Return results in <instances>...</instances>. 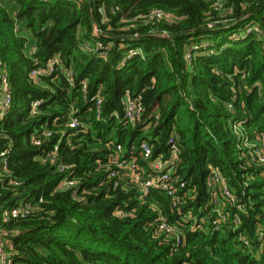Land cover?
Masks as SVG:
<instances>
[{
    "label": "trees",
    "instance_id": "trees-1",
    "mask_svg": "<svg viewBox=\"0 0 264 264\" xmlns=\"http://www.w3.org/2000/svg\"><path fill=\"white\" fill-rule=\"evenodd\" d=\"M13 1L16 12L0 0V59L13 98L0 150L12 146L9 171L20 184L0 182V210L27 199L38 211L5 225L15 233L12 264H264V167L252 162L246 136L233 128L241 122L251 139L264 135V0ZM154 9L174 21L133 20ZM251 26L257 30L248 34ZM193 47L199 49L188 61ZM131 50L138 55L121 65ZM55 57L74 86L62 70L40 82L30 78ZM127 94L141 96L145 108L135 124L124 120ZM97 95L104 99L100 120L91 102ZM35 100L43 101L42 114L29 118ZM72 114L90 128H70ZM44 125L54 135L36 147L32 136ZM172 138L180 151L174 176L185 182L178 208L160 189L144 198L129 177L109 179L100 169L108 144L144 166L142 141L155 158L169 152ZM57 144L58 163L72 166L81 200L59 189L64 174L39 161ZM212 169L236 197L235 206L221 199L225 222L211 204ZM189 214L205 220L202 230H192ZM160 218L183 231L180 241L160 231Z\"/></svg>",
    "mask_w": 264,
    "mask_h": 264
},
{
    "label": "built area",
    "instance_id": "built-area-1",
    "mask_svg": "<svg viewBox=\"0 0 264 264\" xmlns=\"http://www.w3.org/2000/svg\"><path fill=\"white\" fill-rule=\"evenodd\" d=\"M76 1L82 3L84 0ZM99 13L103 16L104 22H107V19L105 17V9L100 8ZM137 18L143 19L146 24H154L155 22H161L162 20H166L167 22L174 21L173 15L161 9H154L147 15L138 16L133 20ZM18 29L19 27L16 26L17 31ZM254 29L257 30L255 27L251 26L246 30L247 33L250 34ZM94 34L102 35V30H100V28L96 26ZM160 36L167 38L171 37L165 31L160 32ZM235 37L237 36L235 35ZM84 47L85 50L89 53L93 51L90 44H85ZM107 49L110 50V47ZM198 49L199 47H193L192 50L188 51L186 54V59L188 61H191L193 57H195L196 51ZM34 52L35 47H32L30 53ZM137 55V50H131L125 57V59H123L121 65H124L129 59ZM102 57H107L105 52L102 53ZM59 70L63 71L64 75L67 77L69 85L74 86L75 82L72 77V72L61 67V61L59 57L51 59L44 68L38 67L36 69H33L30 72V78L34 82H40L42 78L56 76ZM87 89V84L83 83L81 85L82 92L86 93ZM12 102L13 98L8 71L4 67L3 62L0 59V126H3V124L6 122L7 117L11 111ZM91 102L93 103L92 110L96 112V118L100 120L102 117L104 99L100 95H97L91 99ZM42 104L43 101L41 100H35L31 103L29 118H34L37 115L42 114ZM122 105L124 108V120L128 123L135 124L136 121L140 119L144 114L145 108L142 103L141 96L132 97L130 94H127L122 100ZM69 126L72 129L87 130L90 128L89 123L84 122L75 114H72ZM233 128L238 137L241 138L242 136H246L243 147L248 150L252 162L255 165L264 167V135L258 136L255 139H251L248 133L243 130L241 122L234 123ZM53 135L54 132L48 127V125H44L40 129H36V131L34 132L32 136V144L36 147H40L43 145L45 140L51 138ZM170 145L172 147L171 149H169L168 153L154 158L153 148L150 145L149 141H142L139 151L141 154V158L144 163H146V165L141 166L136 162V160L129 158L125 154V151L121 145H117L115 147L113 144H108L107 147L109 148L111 153L108 158V162L103 166H100V169H107L109 179L129 177L132 184L137 188V191L144 198L149 196L152 189H160L169 199L172 200V207L178 208L183 201V197L178 190H182L185 188V182H182L178 176H174L180 159V151L175 145V139L172 138L170 140ZM12 154L13 152L11 145L0 150V182L8 180V184L10 186H15L19 185L20 183L11 178L12 174L9 171ZM59 157V144H57L53 152H45L43 156L39 157V161H41L43 164L50 163L54 165V169L58 173L64 174L59 189L62 191L71 190L73 191L72 196L76 200H81L83 192H81L78 181L75 179H71L69 175V171H71L72 166L68 164L58 163ZM206 182L209 191L213 195L211 199L213 212L218 213L221 219L225 222L228 216L222 211L223 207L226 206L224 203H222V200L235 206L237 203L236 197L229 189L227 180L220 171L212 169L208 174ZM117 185L118 183H116V186ZM2 207L3 210H0V264H12L11 251L14 248L13 237L15 236V233L6 229L5 225L12 221L27 219L38 211V205L35 203V201L20 199L12 203L9 202L6 207ZM241 207L238 208L241 209ZM186 218L187 222L191 223L190 227L193 231L202 230V223L205 222L204 219L197 218L193 214H189ZM240 221L241 219L237 215L235 223L239 225ZM159 229L162 232L175 235L178 241H180L181 236L184 234L182 230L169 225L165 218H160ZM246 244L248 245V243Z\"/></svg>",
    "mask_w": 264,
    "mask_h": 264
},
{
    "label": "rangeland",
    "instance_id": "rangeland-1",
    "mask_svg": "<svg viewBox=\"0 0 264 264\" xmlns=\"http://www.w3.org/2000/svg\"><path fill=\"white\" fill-rule=\"evenodd\" d=\"M3 3L7 10L16 12L17 6L13 0H3Z\"/></svg>",
    "mask_w": 264,
    "mask_h": 264
},
{
    "label": "water",
    "instance_id": "water-1",
    "mask_svg": "<svg viewBox=\"0 0 264 264\" xmlns=\"http://www.w3.org/2000/svg\"><path fill=\"white\" fill-rule=\"evenodd\" d=\"M173 37H176V36H173Z\"/></svg>",
    "mask_w": 264,
    "mask_h": 264
}]
</instances>
